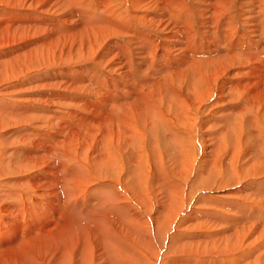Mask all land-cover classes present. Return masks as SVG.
<instances>
[{
	"label": "rangeland",
	"instance_id": "obj_1",
	"mask_svg": "<svg viewBox=\"0 0 264 264\" xmlns=\"http://www.w3.org/2000/svg\"><path fill=\"white\" fill-rule=\"evenodd\" d=\"M22 1L0 0V208L13 207L14 210L13 213L8 211L10 214L6 215L0 209V264H53V257L54 259L57 258L66 250L65 245H58L57 241L52 243L54 235H61L60 237L63 236L65 242H68V233L74 231L76 225L75 222L70 221L68 226L59 228L62 224L68 223L65 220H71L73 216L56 213V211L59 212L63 204L61 206L55 197H50L51 195L48 194L50 189L46 190V194L45 189L42 190L41 186L38 187L39 183L43 184L44 179L48 178L43 176L42 170L33 168V165L22 164L20 160L30 155L35 144L41 142L46 145L47 143L44 142H50L53 138H57L56 130L59 128L57 126L62 125L64 121H70L69 114L76 113L80 116H89L88 107L85 111L84 105L91 96L65 89L64 82H61L63 79H71V75L77 76L84 68L89 70L93 68L97 71L96 76H99L100 80L109 78L113 81L114 90L120 95L119 101L127 94L131 97V93L125 91L124 84L119 85L117 82L121 75H119V71L113 70L114 62L112 61L114 60L111 57L103 61V66L98 65V67L101 66L100 68L95 66L102 53L110 52V48L115 44H124L126 50L127 41L131 38L119 33L112 35V37L106 36L98 40L100 48L97 46V49H94L93 56L88 55L86 46L83 44L87 42L88 31L81 32L83 30L81 25L84 21H81L82 18L78 14L87 12L97 17L105 8L103 4L107 2L106 8L109 7L108 12L111 11L109 13L116 15V18L130 26L131 29L135 28L152 39H168L171 36L169 32L172 25L165 13L161 12L159 3L154 0H73L74 4H69L65 0H42V5L39 4L37 7L29 6L28 0ZM183 2L186 3V13L190 24L196 34L201 35L202 30L206 31L204 28L206 17L213 18L215 15L211 13L212 9L208 6L209 1L183 0ZM227 11L216 14V21L222 24V22L230 20L232 26L229 28L231 31L234 29L235 35L244 34L253 41L255 38H253L252 31L255 28L253 25L255 20L261 18L264 20V0H252V2L250 0H230ZM252 15L254 16L252 17ZM142 17L146 21H141ZM223 19L224 21H222ZM14 27L19 29L14 30ZM250 27L252 28L249 29ZM20 28H23L21 31L26 32L21 33ZM53 39H59L61 42L58 45L52 44ZM75 39L77 40L75 41ZM61 43L64 47L55 49L56 59L61 53V63L56 61L55 66L50 65L51 59L46 58L44 54L50 44L55 47ZM83 46L85 47L83 48ZM70 47L76 49L72 50ZM134 48H130L133 50L134 62L130 71L136 73L137 68H139L140 71L146 73L147 79L150 78L151 80L155 73L158 74L157 71L152 70L155 66H152L151 63L157 64L158 56L161 55L160 48L150 56L149 53L143 55L144 57L134 55L138 52H135ZM41 52L43 56L40 58ZM114 52L117 51L114 49ZM27 56L29 58L31 56V58L29 59ZM123 59L124 57L120 56L121 62L124 61ZM124 62L126 63V61ZM146 68L151 69V71L147 72ZM139 70L138 72L141 73ZM186 77L182 78V82H179L180 87L177 88L191 99L190 92L192 91L188 83L190 78L189 76ZM231 78H233L232 73L228 72L221 75L220 81L228 82ZM217 84H212L213 93L211 95L202 96L197 106L189 108L188 116L191 115L186 122L187 118L185 120L180 118V111L175 109L176 106L173 107L172 104L171 106L169 104L171 101H167L166 97H161L164 99L162 102L156 94H153L152 97L149 96L155 104H163L162 107H164L165 112L169 111L166 117L170 131L164 130L161 125L153 129L148 124H144L141 119L134 121L141 137L140 147H144V152L148 156L147 167H145L148 177L144 184L142 180L143 189L141 191H138L133 185L135 175L130 172L134 170L135 158L132 157V148L127 146L129 145L127 139L123 140V144L120 146L116 177L113 176L112 178V175L109 174L111 180L102 182L101 176H104L102 173H100V178H97L98 175L92 171L83 172L81 178L85 177L87 180L86 183L84 179L81 181V187L85 190L82 195L83 200L85 199L87 202L90 199L92 205L93 196L100 194L98 188L106 187L116 189L115 193L123 197L124 203L127 205L128 230L122 221L121 226H119L116 218L108 220L116 222L119 229L120 227L123 228L121 235H118L121 238V243L119 241L115 243L118 246V252H121L120 258L117 259L116 256L112 255L111 259L109 252L106 255L103 254L104 257H102L100 254L103 251L100 247L101 250L94 249V252H90L92 258L90 264H264V193H262L264 192V159H262L264 158V145L260 144L264 135V106L257 108L258 112L255 114H245V117H242L251 122L247 124L244 121L247 126L246 124L242 125V132L247 135L252 129L257 131L258 135L256 136L260 148L256 150L252 143L246 142L247 144H243L242 148L239 149L241 144H237V140L232 143L226 142L230 141L227 138L232 127L228 128L222 141L218 143L217 137L223 128V118L225 117V120L227 116L229 117L231 110L242 100L234 101V103H231V100L228 102L230 98H222L219 95L221 90ZM51 94H59L60 96L50 98ZM106 109L108 110V108ZM96 127L84 126L85 132H93ZM99 128L103 129L102 127ZM171 135H177L176 145L172 142L173 136ZM234 135L236 136V134ZM243 139L249 141L250 138L244 136ZM177 144L179 145L177 146ZM78 149L77 147V151ZM154 149L159 151L161 160H158V154ZM254 151L259 157H252ZM186 163L190 164V170H185ZM157 166L160 168L158 169ZM86 173L90 176H86ZM120 175L126 186H130L129 194L121 191L123 186H119L117 183V176ZM53 176V179L59 178V175ZM59 182L62 181L59 180ZM85 201H83L84 205H87ZM63 207V209L68 210L67 207ZM59 216L60 218H58ZM49 223L52 224L49 225V228L56 226L55 229L44 230L42 226ZM77 223L79 227L80 225L81 227L88 225L83 221ZM78 232L82 235L83 231ZM28 235L33 238L34 246H31L32 248L17 246L19 242L13 245L14 240ZM70 237L74 239V242L75 239L76 242H79V237L74 234H71ZM123 241H126L127 244L122 243ZM83 243L84 241L81 239L79 244L82 245ZM75 260L76 258L73 260L70 256L69 264ZM73 264L82 263L80 260Z\"/></svg>",
	"mask_w": 264,
	"mask_h": 264
},
{
	"label": "bare ground",
	"instance_id": "obj_2",
	"mask_svg": "<svg viewBox=\"0 0 264 264\" xmlns=\"http://www.w3.org/2000/svg\"><path fill=\"white\" fill-rule=\"evenodd\" d=\"M19 1H22V0H19ZM28 1H29V6L34 5L35 7H37L39 4L42 5V3H41L42 0H28ZM43 1H45V0H43ZM65 1L69 4L73 3L72 2L73 0H65ZM154 1L159 3V6H161V10H162L161 12L165 13V16L168 17V21L172 25L170 32H169L171 36L168 39H164V40L155 39V38L152 39L150 36H147L146 34L142 33L141 31H138L135 28L131 29L130 26L125 25V23H122L121 20L116 18L115 17L116 15L114 16L112 13H109L111 11L108 12L109 7L106 8V6H108L107 2H105V4H103V5H105V8H103L101 10V14L97 15V17L92 16V14H88L87 12H82V14L81 13L78 14L82 18L81 21H84V23H82V25H81L83 27V28L81 27L83 29L81 32H84V31L87 32L88 31V33H87L88 35L86 38L87 42L85 41L87 43V45H86V43H83L86 46V47L83 46V48L85 47L88 55L90 54L91 56H93V53L95 51L94 49H97V46L99 45L98 40H100L101 38H105L106 36L112 37V35H114V34L117 35L119 33L120 35L121 34L127 35L129 38H131L128 41L126 40L127 41L126 50L124 49V46H125L124 44H115L112 48H110L111 49L110 52L106 51V52L102 53L101 57L98 58L99 60L96 61V63H95L96 67H98V65L103 66V64H104L103 61H106V59L108 57L109 58L111 57L112 60H114V61H112V62H114V64L112 65L114 67L113 70L119 71V75H121V76H119L120 77L119 81H117L116 79L115 80L119 83V85L124 84L125 91H127L128 93H131V97L129 94H127L126 96L123 95L124 97H122L121 101H119L118 99H119L120 95L115 92V90H114L115 84L113 83V81L109 78L104 79V80L103 79L100 80L101 78L99 76H96L97 71L93 68H90L91 70L84 68L83 70L80 71V73L77 76L71 75L70 76L71 79H68V78L65 80L63 79L61 82L62 83L64 82L65 89L70 90L72 92L73 91L79 92V93H83V94H87V95L91 96L90 99L85 101V105L83 104L85 106V108H84L85 111H87L86 109L88 107L89 116L88 117L82 116V115L80 116L79 114H76V113L69 114V119H71V120L70 121H64L62 123V125L57 126V128L59 127L56 130L57 138H55V139L51 138L52 140H50V142H48V141L44 142L45 144L47 143L46 145H43L41 142L37 143V144L34 143L35 148L32 147L33 150L30 151V155L29 156L27 155L24 159L22 158L20 160V162H22V164L33 165V168L42 170L43 176H46L48 178V179H44L45 182L43 184L39 183L38 187L41 186L40 188L42 190L45 189L44 190L45 192H46V190L50 189V191H48V194L51 195L50 197H55L57 202L60 203L61 206L63 204V206L67 207V209H68V210H65V209H63L64 207L62 206V208L59 209V212L56 211V213H60V215L66 214V216H67V214H69L70 216H73V218H72L73 220L72 219L71 220H65L66 222L68 221V223L62 224L61 226L59 225L60 226L59 228H63L65 226H68L69 223H71L70 221L75 222V225H76V229L75 230L73 229L74 231H72L70 228V230L72 232L68 233V235H69L67 237L68 242H65L66 240H64L63 236L60 237L61 235H56V236L54 235V237H53L54 240L52 241V243L54 241H57L58 245H62V246L65 245L66 250L64 252H62L61 254H59V256H57V258L54 259V257H53V260H54L52 262L53 264H69L70 256L73 260L76 258V260L73 263H76L77 261L81 260L82 264H85V263L90 264L92 262L90 252H92L94 249H100V247H102V251H103L100 254V255H102V257H104L103 254L106 255L109 252L111 259L113 257L112 255L116 256L117 259L120 258L121 252H118L119 251L118 246L115 243H118L117 241H119V243H121V240H120L121 238L118 236V235H121V232L123 229L121 227L119 229V226H121V224H120L121 221L124 223V226L125 225L127 226V230H128V223H127L128 219L126 217L127 216L126 215L127 205H126V203H124L123 197L118 196L115 193L116 189L114 190L113 188L109 189L106 187L105 188L99 187L98 189H100L99 190L100 194L98 196H93V198L90 197V198H92V201H93L92 205H91L90 199H88L86 202L85 199L84 200L82 199V195L85 193V190L81 187V181L84 179L85 183H86L87 180L85 179V177H83V178H81V177L83 176L82 174H84L83 172H88V171L89 172L92 171V173L94 172L95 175H98L97 178H100L99 177L100 173H102V175H104L103 177L101 176V178L103 179L102 182H106V181L111 180L110 176H108L109 174L112 175V178H113V176L116 177V174H118V172H116V171L118 170V163H119L118 154H119V150H121L120 146H122L123 140L127 139L126 140L127 144L129 143V145H127V146H130L132 148L131 149L132 153H133L132 157L135 158V161L133 164L134 170L131 172L129 171L130 173H133L135 175L134 176L135 177L134 178L135 183H133V185L138 189V191H141L143 189L142 180H143V184H144L145 179L148 177V172L145 168V167H147L148 156H146V152H144V150H145V149H143L144 147H140L139 142L141 141V137L138 134V132H139V130H137L138 126L136 124H134V121L141 119L144 124L145 123L148 124L149 126L153 127V129H155L156 126L161 125L164 130L170 131L169 130L170 127L168 128V125H167L168 122H167V117H166V114L168 115L169 111L167 110L165 112L163 110L164 107H162L163 104L162 105L155 104L154 101L150 100L149 96L152 97L153 94H156L160 99H161V97H166L168 99L167 101H171V102H169V104L174 105L173 107L176 106L175 109L180 111V113H181L180 118H182L183 120H185V118H187L185 120V122H186L188 120L189 116L191 115L189 113L190 115L188 116L189 108L191 106H193V107L197 106L200 103L202 96L211 95L213 93L212 84L218 83L217 85H218L219 89L221 90L219 95L222 98L223 97H226L227 99L230 98V99H228V102L231 100V103L232 102L234 103V101L242 100V102L235 105L234 109L231 110V114L229 117L227 116V118L225 120H224L225 117L223 118V120H222L223 128L217 137L218 143H220L219 141H222L223 135L226 134L225 132L228 131V128L232 127V128H230V130H232V131L228 135V138H227V140H230V141H226V142L232 143L234 141L236 142V140H237V144H241L239 149L242 148L243 144H247L249 142L252 143V145L256 147V150L258 148H260L259 147L260 144L262 146L264 145V135L262 136V141L259 140L260 141V144H259L258 140H257V136H256L258 134H257V131H254V129L249 131L250 133H247V135H245V133L242 132V125L246 124V123L247 124L251 123L248 121L247 118H246V120H244L245 118L243 119L242 117H245L244 116L245 114L253 115V114H255V112H258L256 110L257 108H262L261 107L262 105L264 106V20H263V18H261V17H260L261 19L256 18L257 21L255 20V24H253L255 28L252 32H253V38H255V39H253V41H252L250 38L246 37L244 34L243 35L239 34V36L235 35L233 33L234 29L231 31V28H229L230 26H232L231 22H229L230 20L227 22H222V24H220L219 22L216 21V14H219L222 11H227L228 7L230 5V0H208L209 1L208 6H210L209 8L212 9L211 13L215 14V15L213 16V18L206 17L207 20L204 22L205 23L204 28L206 31L202 30L201 31L202 36H201L200 34L199 35L196 34L195 30L193 29L192 25L190 24L189 19L187 17V13H186V7H185L186 3L184 4L183 0H154ZM212 1H213V3H212ZM250 1L252 2V0H250ZM22 2H24V1H22ZM49 4H50V2H49ZM204 9H206V8H204ZM256 11H257V9H256ZM17 13H18V11H17ZM9 15H11V14L9 13ZM253 16L254 15H252V17ZM11 20H12V17H11ZM144 20H145L144 17H142L141 21H144ZM203 20H200V21H203ZM222 21H224V19ZM69 23H71V22H69ZM34 24H35V22H34ZM198 24H200V23H198ZM38 26H41V25H38ZM249 26H250V24H249ZM14 28H15L14 30L19 29L16 27H14ZM251 28L252 27H250L249 29H251ZM22 29L23 28H20V31ZM35 29H37V28H35ZM42 29H43V27H42ZM39 31H40V28H39ZM237 31L239 32V30H237ZM22 32L23 31H21V33ZM25 32H23V33H25ZM71 32H73V31H71ZM79 34H82V33H79ZM236 34H238V33H236ZM250 36L252 37V35H250ZM78 38H80V37H78ZM12 39H13V37H12ZM71 39L73 40V37ZM10 40H11V38H10ZM53 40H54V42L52 44L55 43L56 45H58L61 42V40H59V39H53ZM76 40L77 39H75V41ZM80 40H81V38H80ZM68 41H69V38H68ZM73 44H74V42H73ZM80 44H79V46H80ZM168 45H169V47H168ZM45 46H47V45H45ZM58 47L63 48L64 46L61 43L59 46H55V47L53 46L52 47L50 44L49 48L46 47V48H48V50L47 51L45 50L46 53L44 55H46V58L48 57L51 59V61L49 63L50 65H54L56 63V61H58V62L60 61V63H61V60H60L61 53H60V56H58L59 57L58 59H56L57 57L55 56V54H56L55 49H57ZM98 48H100V47L98 46ZM130 48H132V49L134 48L135 52L138 51L136 54H134L138 57H141V56L144 57L143 55H148V53L150 56L153 53H155L158 48H160L161 55L158 56V61L156 60L157 64L151 63L152 66H155L152 70L157 71L158 74H156V73H155V75L153 74L154 76L151 77V80H150V78L148 80L146 77L147 76L146 73L142 70L140 71L139 68H137V69L141 73H139L136 68H135V70H137L136 73H132L130 71V69L132 68V63H134L133 58H132L133 50H130ZM40 49H42V48H40ZM70 49H72V47H70ZM73 49L75 50L76 48H73ZM114 49L117 51L116 53L114 52ZM77 53H76V55H77ZM97 53H99V51ZM65 54L67 55V53H65ZM65 54H63V55H65ZM88 55H86V56H88ZM41 56H43L42 52L40 53V58H41ZM91 56H89V57H91ZM120 56L124 57L123 60L126 61V63L124 61L123 62L120 61ZM162 57L165 59H163ZM30 58H31V56H30ZM43 58H45V57H43ZM161 59H163V60H161ZM92 60H93V58H92ZM29 61H31V60H29ZM69 61H71V60H69ZM152 62H153V60H152ZM137 64H139V63H137ZM100 67H98V68H100ZM61 71H59V72H61ZM150 71H151V69L148 68L147 72H150ZM228 72L232 73L233 78H231L228 82L220 81L221 75H224ZM186 76H189V78H190L188 83L190 84L189 88L192 91V92H190V95L192 96L191 99H189L188 96H185L183 93H181V91L177 88L179 86V82L182 80L183 77H186ZM162 79H164L165 81ZM50 83H52V82H50ZM62 88H64V87H62ZM120 92H121V89H120ZM122 93H124V92H122ZM235 94L237 96H234ZM59 96H60L59 94H51L50 98L51 97L58 98ZM163 100L164 99H161L162 102H163ZM61 101H62V99H61ZM63 101L65 103V100H63ZM77 102L79 103V101H77ZM159 103H160V101H159ZM241 103H243V104H241ZM74 107H76V106H74ZM106 108H108V110ZM168 109H169V107H168ZM263 112H264V109H263ZM178 118H179V116H178ZM42 119H44V118H42ZM244 121H246V123ZM51 123H52V121H51ZM247 124H246V126H247ZM84 126H91V127L97 126V127L95 128V130L93 132L89 131L87 133V132H85ZM99 127H102L103 129H100ZM59 129H60V131H59ZM141 133H142V131H141ZM241 133L244 135H242ZM234 134H236V136ZM53 135H54V133H53ZM177 135H171V136H173L172 142L174 144L177 141V138H176ZM260 135H261V132H260ZM244 136L250 138L249 141H247L248 139H246V140L243 139ZM178 138H179V136H178ZM160 141H162V140H160ZM244 141H245V143H243ZM51 144H53V145H51ZM178 145L179 144H177V146ZM77 147L79 148L78 151H77ZM126 149H127V147H126ZM149 150H150V148H149ZM155 150L158 154V160H159L160 159V153L157 149H154V151ZM171 153H172V151H171ZM249 156H251V155H249ZM256 156H257V153H256V151H254V153L252 154V157L254 158ZM260 156H262V155H260ZM257 157H259V156H257ZM184 158L186 159V157H184ZM257 159L259 160V158H257ZM262 159H264V158H262ZM155 163H156V161H155ZM258 163L261 164V162H259V161H258ZM119 166H121V165H119ZM157 167H158V169L160 168L159 166H157ZM185 168H186L185 170L189 169L190 164L186 163ZM160 171H161V169H160ZM113 174H115V175H113ZM53 175H59V178L53 179L54 178ZM88 175L90 176V174L86 173V176H88ZM141 175H142V179H141ZM158 176H160V175H158ZM58 179L62 182L60 183ZM117 179H118V181H117L118 185L123 186V188L121 187L123 189L121 191H123L126 194H129L128 192L130 190L129 189L130 186H126V183L124 181H122L121 175L117 176ZM99 180H101V179H99ZM155 185H156V183H155ZM91 192H92V190H91ZM262 193H264V192H262ZM46 194H47V192H46ZM172 194H171V196H172ZM173 195H176V194H173ZM83 201H85L87 203V205H84ZM140 201L142 202L143 200H140ZM130 203H132V202H130ZM136 204H137V202H136ZM0 209L3 210V212L6 213V215L10 214L8 211H12V213L14 211L13 207L0 208ZM50 210H52V209H50ZM58 218H60V216ZM110 218H116L120 225L118 226L116 222L114 223V222L108 221ZM81 221L86 222L88 225L85 227H81V225H80V227H79L77 222L81 223ZM49 225H52V224H50V223L48 225L45 224V226H42V227L44 230L50 229V228L53 230L56 227V226L55 227L51 226L49 228ZM72 225H73V223H72ZM130 225H132V224H130ZM66 229H68V228H66ZM77 230L80 232L83 231L82 235H81V233L79 234V232ZM21 231H23V230H21ZM123 233H125V232H123ZM71 234H74L75 236L79 237L80 238V239L78 238L79 242H76V239L74 242V239H72L70 237ZM122 235H124V234H122ZM124 237H127V236H124ZM81 239H83V241H84V243L82 245L79 244ZM32 241H33V238L30 235H28V236H24L21 238H17L12 243L14 245L15 243L19 242V244L17 246L21 245V247H23V248H30L31 246H34ZM63 242H64V244H62ZM122 243L127 244L126 241L125 242L123 241ZM49 244H51V242H49ZM95 251H97V250H95ZM114 252H115V254H113ZM98 253H99V251H98ZM97 255H99V254H97ZM108 258H109V256H108ZM140 260L143 261L144 259H140ZM104 261H105V259H104ZM42 263H43V261H42Z\"/></svg>",
	"mask_w": 264,
	"mask_h": 264
}]
</instances>
